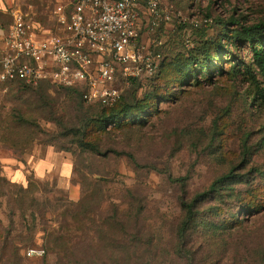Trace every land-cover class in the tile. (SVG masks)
<instances>
[{
	"label": "rangeland",
	"instance_id": "obj_1",
	"mask_svg": "<svg viewBox=\"0 0 264 264\" xmlns=\"http://www.w3.org/2000/svg\"><path fill=\"white\" fill-rule=\"evenodd\" d=\"M62 1L0 0V18L8 29L12 12L20 8L35 26L54 33V10ZM140 20L138 46L161 56L157 70L162 66V76H124L123 67H116L113 87L119 99L140 104L144 114L126 128L100 130L98 154L78 142L76 129H64L79 121L93 125L102 103L86 102L79 109L75 95L52 84L39 90L19 83L4 85L6 91L0 86V251L9 236L32 233L35 246L21 254L26 264H43V257L28 251L43 249L45 230L59 228L67 212L75 210L71 200H79L82 187L93 193L99 217L114 206L123 211L132 204L141 207L139 223L151 225L160 244L169 247L182 197L205 191L232 170L239 176L237 197L202 203L206 221L216 228L191 235L194 262L264 264V207L247 205L252 199L264 205V104L252 101L256 79L244 68H232L228 53L223 54L226 70L200 74V84L183 83L179 70L203 41L227 43V36L241 29L232 21L242 26L264 21V0H160L157 13L145 9ZM228 49L236 61L252 57L240 44ZM179 179H185V193ZM131 188L135 197L127 194ZM10 249H3L6 256ZM55 259L49 255L47 262Z\"/></svg>",
	"mask_w": 264,
	"mask_h": 264
},
{
	"label": "trees",
	"instance_id": "obj_2",
	"mask_svg": "<svg viewBox=\"0 0 264 264\" xmlns=\"http://www.w3.org/2000/svg\"><path fill=\"white\" fill-rule=\"evenodd\" d=\"M232 22L235 25H240L241 29H235L232 35H228L227 43L203 41L185 58V62L179 65L181 80L184 83L186 79H192L193 83L200 84L204 78L201 79L200 74L210 77L215 70L218 74L223 73L226 70L223 54L228 53V61H233L232 68L236 71H241L244 68L246 74L256 79L257 92L253 94L252 101L264 104V21L250 26H242L237 20ZM220 23L226 22L220 19ZM212 43L213 50L211 51ZM229 44L232 46L240 44L246 48L251 52V59L236 61L235 55L228 49ZM217 59L220 60V64L214 63ZM161 67L151 75V78L158 80L162 76ZM257 77H260L259 80ZM14 83L22 84L33 90L43 89L44 84L63 87L79 100V109H82L84 103L88 102L84 90L57 85L49 80L35 84L23 78H16L0 86L4 88V85ZM168 84L165 83L164 87L167 88ZM158 91V87H155L153 92L157 94ZM142 110L140 104L133 105L119 99L115 104L105 106L103 111L95 117L93 125L88 124L86 127L79 121L75 127H65L64 131L76 129L78 142L86 146L87 150L98 154L100 130H105L109 125L126 128L133 122L138 123L144 114ZM129 120L130 123H128ZM237 178L239 176L230 170L214 179L205 191L196 193L189 199L182 197L181 217L175 229L174 242L169 243L170 248L160 244L151 225L142 226L139 223V217L142 215L141 207L135 209L132 204L129 210L123 211L114 206L107 216L105 215L106 217H99L94 212L96 201L93 193L87 192L82 187L79 200H71L75 210L67 212L59 228L45 230L41 245L44 254L39 256L43 257V264H49L47 257L53 254L56 258L54 264H148V261L152 260H156L157 264H193L196 259L190 250L193 242L191 235L199 229L203 231L216 228L215 222L206 221L205 213L200 209L202 203L208 200L225 203L237 197L238 194L234 186ZM179 180L183 182L182 190L185 193V179ZM127 194L135 197L132 188L127 190ZM250 201L249 204L247 203L248 208L258 210L264 207L254 199ZM35 244V237L32 233L20 234L12 238L9 236L5 239L3 247L10 245L11 249L8 256H6L4 248L0 251V262L26 264L28 259L21 254V251L34 247Z\"/></svg>",
	"mask_w": 264,
	"mask_h": 264
},
{
	"label": "built area",
	"instance_id": "obj_3",
	"mask_svg": "<svg viewBox=\"0 0 264 264\" xmlns=\"http://www.w3.org/2000/svg\"><path fill=\"white\" fill-rule=\"evenodd\" d=\"M159 4L160 0L62 1L54 10V33L44 32L16 8L0 51V85L16 78L35 84L49 80L84 90L88 102L115 104L120 98L113 87L118 65L124 76L135 77L151 76L158 68L161 56L143 53L138 39L140 12L155 14ZM27 254L43 255L44 250Z\"/></svg>",
	"mask_w": 264,
	"mask_h": 264
},
{
	"label": "crops",
	"instance_id": "obj_4",
	"mask_svg": "<svg viewBox=\"0 0 264 264\" xmlns=\"http://www.w3.org/2000/svg\"><path fill=\"white\" fill-rule=\"evenodd\" d=\"M66 2L68 1H71V0H65ZM143 11V10H142ZM140 22H141V20L139 19V26H140ZM5 26V27H4ZM6 25H5V23L0 19V40H1V48L3 47V37H4V34H5V32H6ZM44 32H49L48 30H45ZM43 35H46V33L45 34H43ZM43 35H39V37H43ZM0 51H1V49H0ZM146 53V52H145ZM17 183H20V182H17Z\"/></svg>",
	"mask_w": 264,
	"mask_h": 264
}]
</instances>
